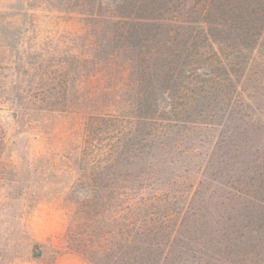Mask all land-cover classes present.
Segmentation results:
<instances>
[{
    "label": "rangeland",
    "instance_id": "1",
    "mask_svg": "<svg viewBox=\"0 0 264 264\" xmlns=\"http://www.w3.org/2000/svg\"><path fill=\"white\" fill-rule=\"evenodd\" d=\"M193 3L0 0V264H128L130 177L85 146V124L90 115L117 114L145 144L128 58L156 51L139 41L153 33L145 18L170 21L174 37L190 26L182 21ZM263 53L264 34L256 62ZM116 57L125 68L120 82L104 70ZM253 65L237 82L245 103L219 131L198 135L210 147L181 157L177 169L202 182L194 206L204 233L220 243L218 256L207 249L220 264H264V70ZM149 161V185H158L168 163Z\"/></svg>",
    "mask_w": 264,
    "mask_h": 264
},
{
    "label": "trees",
    "instance_id": "2",
    "mask_svg": "<svg viewBox=\"0 0 264 264\" xmlns=\"http://www.w3.org/2000/svg\"><path fill=\"white\" fill-rule=\"evenodd\" d=\"M193 1L189 21H182L190 26L181 27L174 37L169 35L170 21L145 18L143 27L153 33L139 41L156 51L128 58L135 62L129 80L142 109L136 120L144 126L145 144L136 143L135 129L117 114L90 115L85 124V146L106 154L103 163L124 167L132 178L128 264L221 263L208 256L210 247H216L218 256L220 243L204 233L203 210L194 206L202 182L197 173L181 175L177 169L184 166L181 157L189 160L201 147H210V139L197 140L198 135L219 131L223 119L233 118L245 103L237 85L244 71L253 63L257 74L264 70V53L257 62L253 55L264 34V0ZM119 60L109 59L104 69L118 82L125 71ZM151 150L154 155H149ZM151 156L168 163L163 165L166 178L154 186L149 185L156 169Z\"/></svg>",
    "mask_w": 264,
    "mask_h": 264
}]
</instances>
